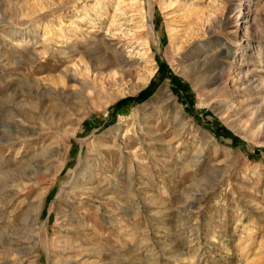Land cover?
<instances>
[{
    "label": "rangeland",
    "instance_id": "rangeland-1",
    "mask_svg": "<svg viewBox=\"0 0 264 264\" xmlns=\"http://www.w3.org/2000/svg\"><path fill=\"white\" fill-rule=\"evenodd\" d=\"M0 264H264V0H0Z\"/></svg>",
    "mask_w": 264,
    "mask_h": 264
},
{
    "label": "trees",
    "instance_id": "trees-1",
    "mask_svg": "<svg viewBox=\"0 0 264 264\" xmlns=\"http://www.w3.org/2000/svg\"><path fill=\"white\" fill-rule=\"evenodd\" d=\"M146 97H147V93H146V91H143V92H141V93L136 97V99H137V100H143V99H145ZM124 101H125V100L120 101V102L118 103V105H121ZM220 133H222V132H220Z\"/></svg>",
    "mask_w": 264,
    "mask_h": 264
},
{
    "label": "bare ground",
    "instance_id": "bare-ground-1",
    "mask_svg": "<svg viewBox=\"0 0 264 264\" xmlns=\"http://www.w3.org/2000/svg\"><path fill=\"white\" fill-rule=\"evenodd\" d=\"M100 46H101V44H100ZM101 47H102V46H101ZM121 79H122V76L119 75V76H117V77H114V78H113V81L116 82V81H119V80H121ZM56 106H57V105H56ZM11 112H12V111H11ZM24 112H25V111H24ZM28 116H29V115H28ZM6 117H8V116H6ZM31 117H32V116H31ZM4 119H5V115H4L3 120H4ZM5 120H6V119H5Z\"/></svg>",
    "mask_w": 264,
    "mask_h": 264
}]
</instances>
